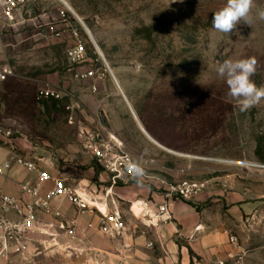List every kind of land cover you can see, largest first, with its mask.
<instances>
[{"label":"rangeland","instance_id":"1","mask_svg":"<svg viewBox=\"0 0 264 264\" xmlns=\"http://www.w3.org/2000/svg\"><path fill=\"white\" fill-rule=\"evenodd\" d=\"M65 1L92 32L127 99L105 72L104 61L76 16L58 0H38L30 8L33 18L63 10L70 19L48 32L45 41L34 38L31 27L13 33L14 53L5 66L14 75L0 85V127L12 135L2 146L13 143L15 152L58 159L75 143L91 155L88 140L99 142L101 113L111 107L112 119L137 140L138 164L159 183L158 191H163L161 182L221 176L237 182L244 192L264 193V172L245 167L264 163V99L241 112L228 94L226 77L217 72L224 60L254 57L251 79L264 86V19L259 15L264 0H253L251 24L241 22L231 34L211 26L214 12L227 0ZM71 33L87 49L78 65L67 59L75 42ZM97 67L101 79L82 78ZM46 87L58 89L61 100H38L39 90ZM141 126L166 149L190 157L162 150ZM92 160L91 166L103 172ZM142 164L152 167L146 170ZM131 220L138 228L132 214ZM240 246L243 264H264L261 235H247ZM89 260L50 253L38 244L28 255H14L3 264H91Z\"/></svg>","mask_w":264,"mask_h":264},{"label":"crops","instance_id":"2","mask_svg":"<svg viewBox=\"0 0 264 264\" xmlns=\"http://www.w3.org/2000/svg\"><path fill=\"white\" fill-rule=\"evenodd\" d=\"M55 18L57 12L33 18L29 9L24 14L16 13L13 21H0V68L6 67L9 54L14 53L16 41L13 33L31 27L36 33L34 38L45 41L48 39V32L59 26L53 23ZM109 109L104 108V111L110 118L113 133L138 162L137 140L128 136L126 129L112 119L115 112L111 107ZM136 124L138 125V120ZM135 129L137 131L138 127L135 126ZM79 137L83 138V135ZM15 151L13 143L1 145L0 166L17 156L27 157L38 161L40 167L53 177L62 176L71 185L80 184L94 192L99 199L103 198L104 189L109 186L108 174L97 172L91 166V155L75 143H71L65 149L66 155H61L58 159ZM154 162L156 161L153 160ZM142 166L146 170L152 167L151 164ZM217 171L219 170L215 169L216 173ZM150 180L140 179L112 189L114 198L121 201L127 223L126 232L118 243L113 244L99 231L97 215L77 214L68 202L55 199L52 203L61 207L64 220L75 226L76 235L69 237L64 231L55 228L59 226L58 221L39 213L36 227L57 234V238L51 241L46 236L32 234L31 248L41 244L50 253L64 254L71 259L87 257L91 264H230V255L238 254L243 249L242 246L239 250L229 244L228 233L236 235L240 241L249 234H259L249 227L256 215H264V193L255 195L249 189L244 192L237 182L224 181L221 176H214L199 181L188 180L206 184V189L191 199L166 201L163 191H158L159 183ZM23 183L38 186L42 196L53 189L52 183L39 184L36 174L29 173L18 165H14L6 176L0 177V189L6 194L18 201H30L20 191ZM136 201L144 203L145 211L154 215L158 214L159 207L168 205V213L160 216L157 227H149L148 221L141 218L137 228L129 211L130 204ZM47 224H51V227ZM61 246L65 249H61ZM116 250L119 253L116 254ZM123 258L126 263H121Z\"/></svg>","mask_w":264,"mask_h":264},{"label":"built area","instance_id":"3","mask_svg":"<svg viewBox=\"0 0 264 264\" xmlns=\"http://www.w3.org/2000/svg\"><path fill=\"white\" fill-rule=\"evenodd\" d=\"M37 2L38 0H0V21H13L16 13L28 12L32 5ZM68 19H70L68 12L60 10L57 12V18L53 20V23H65ZM60 35L57 34L58 37ZM71 35L74 36L75 42L67 50V59L72 65H78L85 60L87 49L83 43L77 40L76 33H71ZM103 66H105V72H109L110 68L105 61ZM100 72V67L90 68L82 75V78L101 79ZM13 75L11 68H0V85L7 82ZM61 98L62 93L56 88L48 87L38 92V100L41 101L61 100ZM100 134L98 136L99 142L88 140L87 145L96 164L109 176V186L104 189L102 199H99L94 192L80 184L71 185L62 176L53 177L40 167L38 161L27 157L17 156L0 166V177L6 176L14 165H18L29 173L36 174L39 184H53V189L46 196L40 194L38 186L28 183L21 184V193L27 195L31 199L30 201H18L0 189V264L8 261L14 255H28L31 249L32 240L30 236L32 234L46 236L51 241L57 238V234L36 227L39 213L58 221L59 226L55 228L64 231L71 238L75 237V226L69 225L64 220L61 207L52 203L55 199L68 202L77 214L97 215L99 231L108 239L117 241L124 236L127 229L125 215L122 212L121 201L114 198L112 189L121 184L138 182L140 179L150 180L152 177L150 178L151 175L140 168L134 155L122 141L116 140L112 135L105 137L103 133ZM11 135V131H6L0 127V146L2 140L8 139ZM245 167L264 172V163H247ZM162 185L163 196L166 201L189 200L206 189V184L200 182H162ZM138 202L130 204L129 211L140 220L143 217L134 212V206ZM143 211H145V207H143L141 214ZM167 213L168 205H163L159 207L157 215L145 212L143 216L148 221L149 227H157L160 223V216ZM252 222L249 229L259 232L264 239V215H256ZM47 226L51 227V224H47ZM228 241L232 247L240 250V240L236 235L228 233ZM55 245L57 246V244ZM229 261L230 264H243V250L238 254H231Z\"/></svg>","mask_w":264,"mask_h":264},{"label":"clouds","instance_id":"4","mask_svg":"<svg viewBox=\"0 0 264 264\" xmlns=\"http://www.w3.org/2000/svg\"><path fill=\"white\" fill-rule=\"evenodd\" d=\"M252 7L253 0H227L225 6L214 12L211 26L218 32L231 34L241 22L251 24ZM259 15L264 19V11ZM256 65L254 57L235 61L227 59L217 69L219 76L226 77L228 94L238 101L241 112L247 111L264 99V86L258 87L251 79L255 74Z\"/></svg>","mask_w":264,"mask_h":264},{"label":"bare ground","instance_id":"5","mask_svg":"<svg viewBox=\"0 0 264 264\" xmlns=\"http://www.w3.org/2000/svg\"><path fill=\"white\" fill-rule=\"evenodd\" d=\"M59 1H60L62 4H64V5L67 7V9H68L73 15L76 16V18H77L78 21L80 20L79 22L81 23V25H82L83 29L85 30L87 36L89 37L90 41H91L92 44L95 46L96 51H97V54L102 58L103 61H105V62L107 63V60H105V56H104V54H103L101 48H99L98 43H97L95 37L93 36L92 32L89 30V28L83 23V21L81 20V18L75 14L73 8H72L70 5H68L67 2H66L65 0H59ZM89 34H90V35H89ZM108 66H109V65H108ZM109 68H110V69H109V74H110V76H111V78H112V80H113L115 86L118 87V86H119V83H118L117 78H116V76H115V74H114V70H113L110 66H109ZM119 87H120V86H119ZM120 89H121V92H122V93H121L122 97H125V98L127 99V96H126L125 92L123 91V89H122L121 87H120ZM127 101H128V100H127ZM141 130H142V131H143V132H144V133H145V134H146V135L152 140V142H154L158 147L162 148V150H166V151H168L169 153H172V154L177 155V156H180V157H181V156H182V157H190V156H188V155H183V154H181V153H177V152L171 151V150H169V149H166V148L163 147L161 144H159L155 139H153V138L147 133V131H145V129H144L142 126H141ZM112 137H113V136H112ZM113 138H114V137H113ZM115 139H116V138H115ZM116 140H117V139H116ZM243 164H244V163H243ZM237 165H238V164H237ZM143 207H146L144 203H141V202L136 203L135 206H134V212H135L136 214H138V216H142L143 219L146 220L145 216H143V214H145L146 211H143V213L141 214V211H142ZM61 249H65V247L61 246Z\"/></svg>","mask_w":264,"mask_h":264},{"label":"flooded vegetation","instance_id":"6","mask_svg":"<svg viewBox=\"0 0 264 264\" xmlns=\"http://www.w3.org/2000/svg\"><path fill=\"white\" fill-rule=\"evenodd\" d=\"M101 118H102V121H103V124H104V127L102 126L103 128V135L105 137H108L109 135H112L114 138L115 136L112 134L113 131H112V126L110 124V118L108 117L107 114H105V112L101 113Z\"/></svg>","mask_w":264,"mask_h":264},{"label":"water","instance_id":"7","mask_svg":"<svg viewBox=\"0 0 264 264\" xmlns=\"http://www.w3.org/2000/svg\"><path fill=\"white\" fill-rule=\"evenodd\" d=\"M80 21V20H79ZM90 35V34H89Z\"/></svg>","mask_w":264,"mask_h":264}]
</instances>
